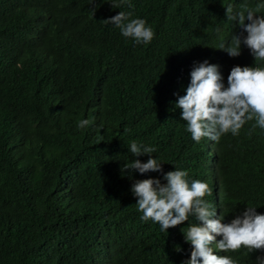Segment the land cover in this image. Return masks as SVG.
Returning a JSON list of instances; mask_svg holds the SVG:
<instances>
[{
  "label": "trees",
  "instance_id": "obj_1",
  "mask_svg": "<svg viewBox=\"0 0 264 264\" xmlns=\"http://www.w3.org/2000/svg\"><path fill=\"white\" fill-rule=\"evenodd\" d=\"M259 3L264 0H0V264L187 260L192 245L183 233L198 221L190 216L165 232L140 219L133 179L166 181L157 172L132 171V179L121 172L133 159H148L133 157V141L154 147L164 172L186 170L189 184L201 180L211 189L215 166L217 198L211 189L203 199L222 222L246 207L264 213V130L249 135L252 120L239 135H222L212 164L204 138L196 143L186 130L174 95L185 94L194 61L218 65L225 86L233 67L226 58L264 68L243 44L238 57L217 49L221 36L227 46L241 32L224 7L235 14ZM119 11L144 19L151 42L137 44L103 23ZM82 119L90 121L85 129L77 127ZM214 251L236 264H257L264 255L243 247Z\"/></svg>",
  "mask_w": 264,
  "mask_h": 264
},
{
  "label": "clouds",
  "instance_id": "obj_2",
  "mask_svg": "<svg viewBox=\"0 0 264 264\" xmlns=\"http://www.w3.org/2000/svg\"><path fill=\"white\" fill-rule=\"evenodd\" d=\"M125 2L127 0H121V3ZM111 5L114 8L121 6ZM224 8L225 16L237 21L241 32L232 35L231 43L227 46L221 36L217 49L225 51L229 57H238L243 44L255 61H264V15L259 14L264 9V3L257 4L255 8L245 6L235 14L231 5ZM131 15L119 11L104 19L103 23L118 27L122 36L132 38L137 44L151 42L154 37L152 28L146 26L142 18L129 19ZM246 20L248 23H245ZM215 31L219 33L221 30L217 28ZM241 63L240 60L234 66L236 62L226 58L225 66L233 67L225 86L218 65L209 63L207 59L194 61L185 94L174 93L177 95L175 107L181 110V120L187 122L186 130L196 143L204 138L203 144L206 145L212 164L217 159L218 142L222 135L231 132L237 136L242 126L252 120L255 123L249 135L256 127L264 130V68L241 66ZM89 124V120L82 119L77 127L85 129ZM128 150L133 157L148 154L146 162L133 159L124 165L121 172L130 173L129 179H132V171L140 174L157 172L166 181L161 183V179L155 177L133 179L130 191L138 198L136 205L138 211L142 212L140 219L158 223L161 231L165 232L187 221L190 216L198 221L188 225L186 233H183L185 241L190 242L192 248L189 258L182 264H236L230 256L217 255L214 250L220 253L235 252L243 247L249 253L257 250L264 252V213L246 207L242 213L225 223L222 222L223 217L217 215L216 209L203 199L206 194H211V189L217 198L220 176L215 166L211 168L210 189L201 180H192L189 184L186 170L164 172L162 162L151 155L156 151L152 146L133 141ZM256 261L257 264H264V255L257 256Z\"/></svg>",
  "mask_w": 264,
  "mask_h": 264
}]
</instances>
